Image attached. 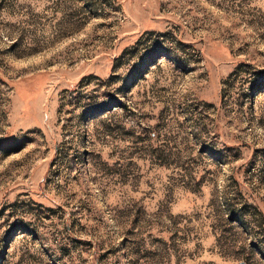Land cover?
I'll return each instance as SVG.
<instances>
[{
    "label": "rangeland",
    "instance_id": "rangeland-1",
    "mask_svg": "<svg viewBox=\"0 0 264 264\" xmlns=\"http://www.w3.org/2000/svg\"><path fill=\"white\" fill-rule=\"evenodd\" d=\"M0 264H264V0H0Z\"/></svg>",
    "mask_w": 264,
    "mask_h": 264
}]
</instances>
